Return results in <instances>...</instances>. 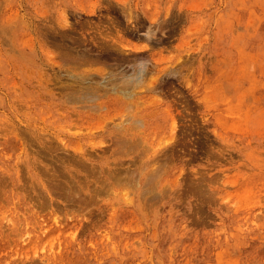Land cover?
<instances>
[{
  "label": "rangeland",
  "instance_id": "obj_1",
  "mask_svg": "<svg viewBox=\"0 0 264 264\" xmlns=\"http://www.w3.org/2000/svg\"><path fill=\"white\" fill-rule=\"evenodd\" d=\"M0 264H264V0H0Z\"/></svg>",
  "mask_w": 264,
  "mask_h": 264
},
{
  "label": "bare ground",
  "instance_id": "obj_2",
  "mask_svg": "<svg viewBox=\"0 0 264 264\" xmlns=\"http://www.w3.org/2000/svg\"><path fill=\"white\" fill-rule=\"evenodd\" d=\"M136 61H137V60H136ZM144 75H145V74H144ZM131 78H132V77H131ZM126 79H128V77H127ZM134 80H135V79H134ZM125 81H126V80H125ZM140 81L142 82V80H140ZM140 81H139V82H140ZM126 82H127V81H126ZM139 82H138V83H139ZM105 83H106V82H105ZM131 84H133V83H131ZM134 85H135V84H134ZM131 86H132V85H131ZM114 88H115V87H114ZM131 89H132V88H131ZM109 91H110V90H109ZM109 91H108V92H109ZM120 94H121V93H120ZM126 99H127V98H126ZM128 102H129V101H128Z\"/></svg>",
  "mask_w": 264,
  "mask_h": 264
}]
</instances>
